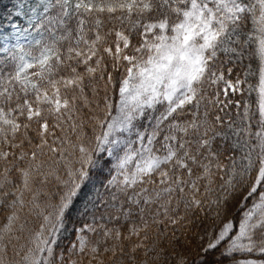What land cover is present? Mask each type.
Here are the masks:
<instances>
[{
	"label": "snow or ice",
	"instance_id": "1",
	"mask_svg": "<svg viewBox=\"0 0 264 264\" xmlns=\"http://www.w3.org/2000/svg\"><path fill=\"white\" fill-rule=\"evenodd\" d=\"M0 264H264V0H0Z\"/></svg>",
	"mask_w": 264,
	"mask_h": 264
},
{
	"label": "trees",
	"instance_id": "2",
	"mask_svg": "<svg viewBox=\"0 0 264 264\" xmlns=\"http://www.w3.org/2000/svg\"><path fill=\"white\" fill-rule=\"evenodd\" d=\"M4 4L7 5L9 3V0H3Z\"/></svg>",
	"mask_w": 264,
	"mask_h": 264
}]
</instances>
